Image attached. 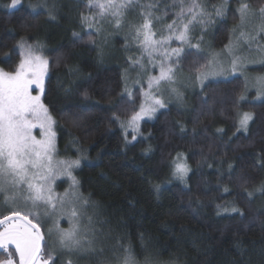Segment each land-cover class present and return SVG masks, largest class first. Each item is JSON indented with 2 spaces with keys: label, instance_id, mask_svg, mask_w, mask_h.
Returning a JSON list of instances; mask_svg holds the SVG:
<instances>
[{
  "label": "trees",
  "instance_id": "1",
  "mask_svg": "<svg viewBox=\"0 0 264 264\" xmlns=\"http://www.w3.org/2000/svg\"><path fill=\"white\" fill-rule=\"evenodd\" d=\"M10 2L0 0V68L10 71L18 63L15 45L22 38L46 47L44 103L56 121L59 158L81 159L74 174L90 201L87 216L96 231L97 255L68 257L73 264H115L122 245L132 246L139 264L145 255L152 264H264V207L245 191L264 182V101H240L235 107L244 80L209 82L191 95L188 108L170 106L144 122L137 139L132 134L125 139L119 121H128L143 101L139 87L131 97L124 93L134 47L125 48L113 33L103 53L101 35L81 22V15L89 14L85 0L57 1L54 20L25 4L10 9ZM245 2L255 9L264 4ZM204 3L212 7L220 0ZM238 5L230 0L211 28L214 49L228 44ZM181 67L193 75L189 62ZM237 111L254 114L248 133L235 132ZM177 153L191 169L184 182L172 175ZM67 187L64 178L57 191ZM232 206L244 215L232 212ZM66 259L56 258L59 264Z\"/></svg>",
  "mask_w": 264,
  "mask_h": 264
},
{
  "label": "snow or ice",
  "instance_id": "2",
  "mask_svg": "<svg viewBox=\"0 0 264 264\" xmlns=\"http://www.w3.org/2000/svg\"><path fill=\"white\" fill-rule=\"evenodd\" d=\"M228 2L220 0L209 9L204 0H166L165 3L161 0H87L85 7L94 11L81 15L82 24L89 29L95 28L97 33L104 20L117 30L126 27L125 48L135 47L140 52L135 59L128 57L129 67L137 71L138 77L141 73L147 75L146 89L141 84L144 99L139 110L133 112L126 124L116 117L125 129V139L128 128L132 129V138L135 139L139 122L145 117L153 118L159 109L167 107L165 91L169 97L183 103L184 95L177 84L178 72L183 71L181 65L185 61L191 64L193 73L188 83L199 85L202 92L209 79L238 72L244 75V86L236 108L240 107V101L246 99L245 93L250 86L257 89V98L264 96V76L250 80L245 75L248 64H264V4L253 9L245 0H237L239 26L232 30L233 36L220 52L204 53L201 44L193 41L194 28L199 26L205 30L214 23L213 16H224ZM20 5L21 0H11L7 7L17 9ZM30 7L47 8V5ZM129 13L136 14L138 21L129 20ZM48 15L55 19L50 9ZM169 15L172 16L170 21L167 20ZM73 36L83 39L75 32ZM88 36L91 38L92 32ZM199 39L203 40V35ZM173 42H177V46L174 47ZM15 48L18 50V63L10 71L0 68V207L4 209L0 213V255L5 257L0 259V264H59L57 248L67 257L95 256L96 231L92 218L87 216L90 201L80 191L79 180L74 174L81 165V159L58 157L56 121L43 99L49 61L41 46L23 38ZM252 55L255 59L250 58ZM146 63L148 68L157 69L158 74L149 75ZM136 82L140 83L139 80ZM34 90L38 92L34 94ZM124 91L132 96L127 85ZM202 101L207 104L203 97ZM253 120L252 112L237 111L235 132L248 133ZM179 127L181 132L185 131L183 124ZM216 131L223 133L224 129ZM171 163L172 175L186 181L191 171L186 157L177 153ZM228 168L231 172L232 165L229 164ZM62 178H66L68 187L58 192L56 181ZM155 187L158 191L159 186ZM245 191L248 196L253 195L252 191ZM254 191L264 195V182ZM231 211L244 215L235 206ZM41 217H46L51 223L48 237L52 244L45 241ZM64 217L69 224L66 229L59 223ZM85 217L88 222L82 224ZM99 254H103L102 248ZM143 261L144 264H152L147 255ZM65 264H73V260L67 258ZM99 264L109 262L101 260ZM115 264H139L131 245L121 246Z\"/></svg>",
  "mask_w": 264,
  "mask_h": 264
},
{
  "label": "rangeland",
  "instance_id": "3",
  "mask_svg": "<svg viewBox=\"0 0 264 264\" xmlns=\"http://www.w3.org/2000/svg\"><path fill=\"white\" fill-rule=\"evenodd\" d=\"M57 1L61 2V1H64V0H35V1L21 0V5L20 6H22V5L25 4L27 7L31 8L33 11H44L46 13H48V11L50 9L51 12H52V15L54 17H56V15H57V5H56ZM86 3H87V0H85V4ZM37 4L47 5V8H36V9H33L32 7H30V5H37ZM20 6H18V7H20ZM208 8L211 9V6H208ZM238 8H239V5H238L237 9ZM252 8L255 9L254 7H252ZM88 11L90 13V12H93L94 10L88 9ZM217 18H220V17L213 16L214 23L209 24L205 30H202L201 27L197 26L196 28H194V30L192 32L193 41L194 42H199L201 44V47L204 50V53L212 52V51H214V52H220L222 50V49H220V50L214 49L212 47L211 42H210V39H209V37H210L209 36L210 35V30L213 27V25L215 24V21L217 20ZM128 19L131 20V21H133V22H135V21H138L139 17L136 14H134V13H129ZM171 19H172V16H171V18H169V16L167 17V20L168 21H170ZM52 20H54V19H52ZM238 26H239V20L236 23V25L234 26V28H237ZM93 29H95V28H93ZM113 33H114L115 36H120L121 40H123L124 43H125L124 37H125V35H127V29H126V27L125 28H122L121 30H117L107 20L102 21L101 22V30L98 32V34H99V36L101 35V37L103 38V44L101 45V48H100L103 53H105L107 51L108 44H109V42H107V39H109L110 36ZM201 35H203V40H200L199 39V37ZM232 36H233V32L231 34V37ZM25 40H27V39H25ZM34 45H37V44H34ZM38 45L41 46L40 44H38ZM173 46L174 47L177 46V42H173ZM41 48H42L43 54L48 59V56L46 54V51H47L46 47L41 46ZM130 50L132 51V48H130ZM133 50H134V51H132L133 58L135 59L137 56L140 55V52L135 47H134ZM186 50H188V49H186ZM250 58L255 59V56L252 55ZM48 61H49V59H48ZM146 68L148 69V74L149 75H157L158 74V70L157 69L148 68L147 63H146ZM257 68H263L264 69V64H259V63H250V64H248L247 68L245 69V75H247V77L250 80L252 78L257 77V76H264V71L263 72H255V69H257ZM125 73L126 74L124 76V86L127 85L128 89L131 92L136 87L141 88V84L145 85V87H146V84H147V75H145L144 73H141L140 76L138 77L137 76V71L136 70H133L131 68H129V70L126 71ZM48 76H49V69H48V75L45 78V87H46V80H47ZM190 77H191V75H188V74L184 73L183 71L182 72H178V84H177V86L183 92L184 101H183V103L177 102L174 98L169 97L167 91H165L164 92V98H165V101L167 103V107L166 108H168L170 106H178V107L183 108V109L188 108V106L190 105L191 95L195 91L201 90V88L199 87V85H191V84L188 83ZM233 77H241L244 80V75H241L238 72L235 75H228V76L216 77V78L209 79L208 81L205 82V85L207 83H209V82H212V81L228 80V79H231ZM137 80H139L140 83H137L136 82ZM36 92H38V90H34V94H36ZM124 93H125V91H124ZM125 94L127 95V93H125ZM245 95H246V99L244 101H247V102L259 103V102L264 101V96H262L260 98H257V89L255 87H253V86H250L249 87V89L245 93ZM43 99H44V97H43ZM143 99H144V97H143ZM166 108H164V109H166ZM164 109H159L156 112V114H155V116L153 118L149 119V118L145 117L143 120H141L139 122V132L136 133V138L135 139H137L140 136L143 123L144 122H150V121L155 120V118L157 117V115L162 110H164ZM126 123H127V121L125 122V124ZM122 129L125 132V129L124 128H122ZM55 130H56V126H55ZM127 134H132L133 135L132 129L128 128L127 129ZM56 139H57V137H56ZM135 139H133V141ZM57 154H58V157H59V151H58V149H57ZM63 180H64V178L56 181V190H57V186L58 185H61V183L63 182ZM252 192H253V195L251 197L256 198L258 200L260 207H264V195H262L259 192L254 191V190H252ZM3 211H4V209L2 207H0V213H2ZM59 223H60V226L62 228H65L66 229V228L69 227L67 217H64V218L60 219ZM49 227H51V223L48 221V219L46 217H41V229L43 230V232L45 234V241L48 244H52L53 241L50 240L49 237H48V228ZM74 256L75 255L71 256V258L74 257ZM58 257H60V258H68L67 256L62 255L59 252V249L57 248L56 258H58Z\"/></svg>",
  "mask_w": 264,
  "mask_h": 264
},
{
  "label": "water",
  "instance_id": "4",
  "mask_svg": "<svg viewBox=\"0 0 264 264\" xmlns=\"http://www.w3.org/2000/svg\"><path fill=\"white\" fill-rule=\"evenodd\" d=\"M42 230V229H41ZM42 232H43V230H42Z\"/></svg>",
  "mask_w": 264,
  "mask_h": 264
}]
</instances>
